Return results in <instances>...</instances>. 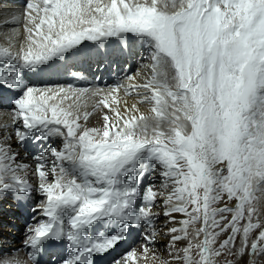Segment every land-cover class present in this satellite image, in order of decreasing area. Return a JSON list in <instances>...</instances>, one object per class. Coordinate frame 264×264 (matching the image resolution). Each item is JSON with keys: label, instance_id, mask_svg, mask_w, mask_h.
<instances>
[{"label": "snow or ice", "instance_id": "6c2138e0", "mask_svg": "<svg viewBox=\"0 0 264 264\" xmlns=\"http://www.w3.org/2000/svg\"><path fill=\"white\" fill-rule=\"evenodd\" d=\"M0 15V264H264V0Z\"/></svg>", "mask_w": 264, "mask_h": 264}, {"label": "bare ground", "instance_id": "6f19581e", "mask_svg": "<svg viewBox=\"0 0 264 264\" xmlns=\"http://www.w3.org/2000/svg\"><path fill=\"white\" fill-rule=\"evenodd\" d=\"M23 3V0H0V14L5 13V12H11L12 10H14L17 6L21 5ZM6 18L4 15H0V19H4ZM135 68V65H133V69ZM106 78H112L111 76H104ZM6 115V114H4ZM4 116L0 115V119H3ZM4 207V206H3ZM5 208L7 209H11V210H5L2 211V213L0 212V224H9V226H14L16 228V231H13V233H17V238L18 237H23V231H24V226H25V220L27 218V215L25 212H23L25 214V216H23L20 213H17L12 211L13 206H11V204H6ZM9 229L5 226H0V233H2V235H0V242H4L5 239L10 238V234L12 235V233H9ZM12 238V237H11ZM10 238V239H11ZM7 242V241H6ZM11 242H13V238L11 239ZM19 244V245H18ZM17 248L21 247V242L18 243L17 240L15 241V244ZM12 245L10 246V248L8 249H12ZM20 258L23 260H26V255L24 252L20 253Z\"/></svg>", "mask_w": 264, "mask_h": 264}, {"label": "rangeland", "instance_id": "374dc122", "mask_svg": "<svg viewBox=\"0 0 264 264\" xmlns=\"http://www.w3.org/2000/svg\"><path fill=\"white\" fill-rule=\"evenodd\" d=\"M6 204H11L12 205V201H8V202H5V203H3V205H2V210H0V212L2 213V211H5V210H11V209H7V208H5V205ZM4 206V207H3ZM12 211H14V212H16L17 211V213H20L21 214V212L19 211V210H17V209H13ZM0 226H5V227H7L8 229H9V233H12V235L10 234V238L12 237L13 238V242H11V239L10 238H8V239H5V241L4 242H0V246H2V248L5 250V251H7L8 250V248H10V246L12 245V249H14V248H17L16 247V245H14L15 244V241L17 240V242L18 243H20V242H22L23 241V237H16L17 236V233H13V231H16V228L14 227V226H9V224H0ZM7 241V242H6ZM164 243H166V241H164V240H162L161 241V245H163ZM19 245V244H18Z\"/></svg>", "mask_w": 264, "mask_h": 264}]
</instances>
